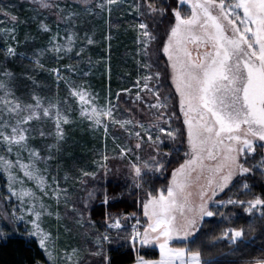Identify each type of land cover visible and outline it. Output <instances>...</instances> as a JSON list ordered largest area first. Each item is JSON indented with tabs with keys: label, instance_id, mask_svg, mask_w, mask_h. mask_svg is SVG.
Segmentation results:
<instances>
[{
	"label": "snow or ice",
	"instance_id": "snow-or-ice-1",
	"mask_svg": "<svg viewBox=\"0 0 264 264\" xmlns=\"http://www.w3.org/2000/svg\"><path fill=\"white\" fill-rule=\"evenodd\" d=\"M36 2L41 8L56 7L59 13L64 12L50 0ZM89 2L84 0L86 4ZM119 2L100 0L96 8L110 13L111 6ZM185 5L188 10L182 12ZM134 10L141 17L137 43L140 54L146 58L141 67L148 70V74L136 81L139 91L134 103L146 106L151 115L149 123L118 118V106L110 98L105 106H98L86 86L62 77L59 68H52L50 72L58 83L63 80L67 85L69 97L79 104L80 117L93 127L102 128L105 136L110 125L118 126L127 134L128 142L118 145L119 159L126 162L132 187L144 192L139 203L146 222L141 225L133 214L123 218L106 217L105 226L120 230L121 219L136 220L129 241L133 246L137 242L141 246L157 245L160 253L158 260L140 257L138 264H221L211 253L205 258L199 246L189 247L196 243V234L205 219L220 216L231 221L237 216L236 210L249 217L247 228L228 227L214 238V242L227 241L235 247L247 241V234L255 229L257 222L264 225V192L256 194L248 182L259 172L264 183V0H177L166 27L163 22L169 9L154 0H140ZM76 15L69 12L65 19ZM10 19L16 21L17 17L13 15ZM40 30L49 33L50 39L46 48L38 50L32 63L44 69L40 57L48 52L57 60L62 59L72 51L75 33L61 38L46 24H41ZM61 39L66 43H61ZM88 43H92L91 39ZM6 53L9 57L17 55L11 46ZM161 56L166 57L167 77L174 86L172 93L162 92L163 74L154 68ZM67 70L73 71L71 66ZM15 80V75L8 70L0 73V148L5 153L0 154V170L7 176V194L0 196V200L17 205L0 218L14 232L23 223L24 235L37 240L49 264H81L80 249L57 251L58 233L54 235L42 226L43 217H54L58 224L62 220L59 211L51 210L45 199L53 200L57 208L61 200L67 207L69 199L68 189L62 188L55 176L46 175L47 168L40 167L42 162L52 160V150L59 151L65 140L63 126L70 119L62 104L66 105L67 101L41 97L35 91L24 100L16 95ZM141 92L151 99L146 100ZM119 96L117 93V100ZM173 99L177 100L178 108L170 103ZM44 119L50 120L54 127V132L49 134L36 129L41 138L50 135L54 140L46 146V156L30 145L34 139L33 123ZM177 121L180 126L174 127ZM181 142L184 144L182 155L178 146ZM166 145L171 146L169 151L163 150ZM174 153L179 159L170 178L163 187L152 188L151 180L168 172ZM257 156L259 161L250 165V159ZM101 157L97 167L106 177L110 157L106 152ZM85 178L95 179L96 174L81 169L79 182L85 183ZM68 179L66 175L64 180ZM25 181L34 187H26ZM95 196L93 189L87 192L86 198H81L85 210ZM107 203L105 194L103 204ZM221 209L229 211L226 214ZM71 212L75 214L76 224L95 227L90 215L86 216L75 204ZM93 236L97 250L90 255L101 256L102 242L111 243V237L107 232L93 233ZM0 238H8L3 226H0ZM174 241L183 246H174ZM248 264H264V250Z\"/></svg>",
	"mask_w": 264,
	"mask_h": 264
},
{
	"label": "rangeland",
	"instance_id": "rangeland-1",
	"mask_svg": "<svg viewBox=\"0 0 264 264\" xmlns=\"http://www.w3.org/2000/svg\"><path fill=\"white\" fill-rule=\"evenodd\" d=\"M50 2L54 5L58 4L60 8L64 9V12L59 13L56 7L41 8L36 0H0V73L8 70L15 75L16 95L24 100H28L29 93L35 91L41 97L67 101L66 105L62 104V110L70 119V123L63 126L65 140L62 142L59 151L52 150V160L42 162L40 167L42 169L47 168L46 175L55 176L60 181V186L68 189L69 199L67 207L61 200L57 208L53 200L46 198L45 203L51 206V210L59 211L62 220L58 224L54 217H43L42 226L54 235L58 233L57 251L78 248L80 249L81 264H108V260L105 261L104 257L108 258L109 249L116 247L122 240L119 238L115 242L116 238L114 237L118 238L124 232L131 230L136 220L121 219L122 229H108L105 226L106 217H116L108 214L104 219L96 221L92 217V210L95 207L98 209V206L103 204L105 194L108 197V185L110 183L121 182L124 185H129L130 189L137 191L136 188L132 187L127 176L126 162L119 159L118 145L128 142L127 134L118 126L110 125L108 135L105 136L102 128H95L88 120L80 117L79 104L69 97L67 85L63 80L58 83L50 69L63 67L68 69L71 66L73 71L67 70L66 75L61 73V76L66 77L76 85L86 86L88 91L94 95L95 103L98 106H105L110 98L111 103L118 106L116 112L118 118H130L145 124L149 123L151 115L146 106L138 102L134 103L139 91L136 81L141 76L148 74V70L141 67L146 58L140 54V46L137 43V25L140 23L141 17L135 12L134 6L140 0H120L118 5L111 6L110 13L107 10L102 11L96 8V3L100 0H90L87 4L84 3V0H50ZM89 8L91 12L88 11ZM187 10V5L181 8L182 12ZM69 12H75L77 15L66 20L65 16ZM5 13L9 15L6 16ZM13 15L17 17L16 21L10 19ZM171 19L170 13L163 22L165 27ZM41 24L48 25L53 33L58 32L61 38L65 37L66 34L75 33L72 51L64 55L62 59L57 60L52 53L48 52L40 57L44 69H40L32 63V59L36 58L38 50L46 48L50 39L49 33L40 30ZM89 39L92 43H88ZM61 43H66V41L61 39ZM9 46L16 49V56H7L6 49ZM81 49H83L82 52ZM161 58L166 61V57L161 56ZM5 60H9V62L6 63ZM33 81L36 82L35 86ZM171 88L174 92V86L171 85ZM117 93H120L119 100H117ZM140 94L145 96L142 92ZM145 99L150 100L151 97L145 96ZM176 123L174 127H177ZM32 127L34 139L30 141V145L40 149L41 155H48L46 146L54 143V140L50 135L41 138L36 129H41L46 134L52 133L54 132L52 122L44 119L42 122H34ZM170 148V145H166L163 150L169 151ZM182 150L180 155H182ZM105 152L110 157L107 162L110 171L106 177L104 171L97 167V161L102 159L101 154ZM0 154H5L2 148H0ZM175 155L174 153L173 156ZM22 156L25 160L27 159L26 153ZM258 161L259 156L250 159L249 164ZM81 169L94 172L96 178H85V183L81 184L79 182ZM17 175L22 176L20 173ZM66 175L69 177L67 181L64 180ZM256 175H259V172ZM25 186L34 187L28 181H25ZM93 189L96 190V196L89 202L88 209L85 210L81 198H86L87 192ZM6 194L7 176L0 170V196H6ZM73 204L84 211L86 216L90 215L94 228L87 225L81 227L76 224L75 214L71 212ZM15 207H17L16 203H6L0 200V216L10 213ZM221 211L227 214L229 210L221 209ZM145 222L146 218L142 215L141 225H144ZM0 226L4 227L7 236L12 234L24 235L26 230V226L21 223L18 225V231L14 232L12 226L8 225V222L2 218H0ZM27 227L30 228V225ZM65 228L68 231H65ZM105 232L110 235L111 243L102 242L101 256L90 255L91 251L97 250L93 233L102 234ZM30 239L37 242L35 238ZM173 245L183 246L178 241H174ZM144 247H155L159 252L157 245H145ZM43 257L44 259L36 264H49L44 252Z\"/></svg>",
	"mask_w": 264,
	"mask_h": 264
},
{
	"label": "trees",
	"instance_id": "trees-1",
	"mask_svg": "<svg viewBox=\"0 0 264 264\" xmlns=\"http://www.w3.org/2000/svg\"><path fill=\"white\" fill-rule=\"evenodd\" d=\"M154 2L168 8V15H170L172 8L177 7L176 0H167V3H164V0H154ZM5 62H9V60H5ZM165 62V59L161 58L159 65L154 66V68L163 74L161 83L164 87L162 92L172 93L173 89L167 77ZM59 69H61L63 75H66L67 69L65 67ZM170 103L177 108L176 99H173ZM177 114L179 115L178 111ZM176 126H180L179 121H177ZM178 146L184 150L182 142ZM177 159H179L177 155L173 156L168 172L164 176H158L151 180L152 188H160L165 185L170 178L172 168L176 166ZM248 182L253 185V191L256 194L264 192V183H261L260 175H256ZM145 187H148V185H145ZM143 193L142 190L137 189V191H134L130 189L129 185H124L121 182L110 183L108 185L109 201L107 205L100 204L98 209L95 207L92 210V217L98 221L99 219H104L108 214L115 217L133 216L134 214L136 218L142 219V208L139 202L144 198H142ZM236 212L237 216L231 221L218 217L205 219L200 231L196 234V243L189 244V247L196 248L199 246L205 258L211 253L221 264H248L251 259L261 256L262 250H264V225L259 222H257L255 229L247 234V241L238 247L231 245L227 241L214 242V238L228 227L244 226L247 228L250 218L240 213L239 210H236ZM130 233L131 230H128L118 238L114 237L116 238L115 242L119 238H122V240L116 247L109 249L108 264H132L139 257L146 259L159 257V253L155 248H145L138 245V243L133 246L128 239ZM43 259V252L34 239L27 238L21 234L9 235L7 239L0 238V264H36Z\"/></svg>",
	"mask_w": 264,
	"mask_h": 264
},
{
	"label": "crops",
	"instance_id": "crops-1",
	"mask_svg": "<svg viewBox=\"0 0 264 264\" xmlns=\"http://www.w3.org/2000/svg\"><path fill=\"white\" fill-rule=\"evenodd\" d=\"M140 245V244H139ZM141 246V245H140ZM144 247V246H143ZM145 248H155V247H145ZM156 249V248H155ZM159 253V252H158ZM140 258V257H139ZM138 258V259H139ZM160 257H158V258H156V259H146V258H143L144 260H158ZM138 259L134 262V263H132V264H138Z\"/></svg>",
	"mask_w": 264,
	"mask_h": 264
}]
</instances>
